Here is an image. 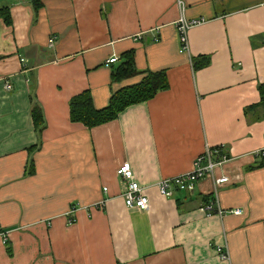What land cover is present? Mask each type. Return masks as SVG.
<instances>
[{
    "label": "crops",
    "instance_id": "crops-1",
    "mask_svg": "<svg viewBox=\"0 0 264 264\" xmlns=\"http://www.w3.org/2000/svg\"><path fill=\"white\" fill-rule=\"evenodd\" d=\"M35 1L0 0V264H264V0H181L205 20L188 52L177 0ZM130 51L137 74L113 81ZM155 72L168 88L148 101L92 129L70 121L72 97L102 110ZM217 147L228 160L192 192L160 195ZM123 163L146 211L125 207ZM210 201L222 216L200 211Z\"/></svg>",
    "mask_w": 264,
    "mask_h": 264
},
{
    "label": "trees",
    "instance_id": "trees-1",
    "mask_svg": "<svg viewBox=\"0 0 264 264\" xmlns=\"http://www.w3.org/2000/svg\"><path fill=\"white\" fill-rule=\"evenodd\" d=\"M34 3V8L38 9L40 2L36 0ZM0 19L9 20L8 8L0 9ZM121 59L122 62L112 73L113 81L116 82L137 74L132 51L124 54ZM201 60V64L197 63L194 65L195 69L208 64L207 58H202ZM167 88L168 83L165 72L148 73L140 84L116 92L110 99L109 106L102 110L95 109L90 92L84 91L70 99L69 118L72 123H79L88 129H92L114 120L127 106L148 101L156 93ZM258 90L261 97V105H264V85H260ZM32 118L36 129L41 130L44 121L38 105H35L32 109ZM262 165H264V162L259 166ZM5 244L7 243L5 242Z\"/></svg>",
    "mask_w": 264,
    "mask_h": 264
},
{
    "label": "built area",
    "instance_id": "built-area-1",
    "mask_svg": "<svg viewBox=\"0 0 264 264\" xmlns=\"http://www.w3.org/2000/svg\"><path fill=\"white\" fill-rule=\"evenodd\" d=\"M177 5L181 10L180 17L175 23V27L179 34V45L181 52H188V41H187V32L196 26H199L205 22L204 19H191L187 20L183 11L185 8L184 3L181 0H177ZM54 40H50V44H53ZM118 59L113 57L109 59L107 65L116 63ZM5 89L9 91L11 86L9 84L5 85ZM223 147H217L214 149H207L203 154L198 156L193 164V170L190 173L185 175H181L174 178L162 179L158 184L157 188L160 193L165 198H171L175 191L182 192H192L196 183L207 177L213 172L215 166H218L221 163H224L228 160V157L222 153ZM260 156L264 157V150L259 152ZM117 176L125 185L124 193L122 194V198L125 204V207L129 210L136 211H146L149 207L148 197L144 195L143 189L132 179V170L129 163H123L116 171ZM227 178L223 177L215 181V192L218 190V186L227 183ZM107 189L104 188L103 191ZM75 208L71 209L70 213L74 212ZM200 211L207 214L208 216H212L213 214H217L218 216H222L223 212L220 210L215 211L213 208V203L210 201L204 204ZM235 213H241V211L237 210ZM73 221H71L72 223ZM6 242V241H5ZM217 251L222 255L223 258H227V254L223 255L221 248H218Z\"/></svg>",
    "mask_w": 264,
    "mask_h": 264
}]
</instances>
